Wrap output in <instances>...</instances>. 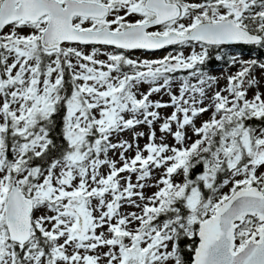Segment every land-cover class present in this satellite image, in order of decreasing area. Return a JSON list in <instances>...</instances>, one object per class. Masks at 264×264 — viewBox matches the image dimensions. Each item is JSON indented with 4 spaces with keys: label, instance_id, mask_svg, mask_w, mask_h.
<instances>
[{
    "label": "snow or ice",
    "instance_id": "1",
    "mask_svg": "<svg viewBox=\"0 0 264 264\" xmlns=\"http://www.w3.org/2000/svg\"><path fill=\"white\" fill-rule=\"evenodd\" d=\"M0 264H264V0H0Z\"/></svg>",
    "mask_w": 264,
    "mask_h": 264
},
{
    "label": "rangeland",
    "instance_id": "2",
    "mask_svg": "<svg viewBox=\"0 0 264 264\" xmlns=\"http://www.w3.org/2000/svg\"><path fill=\"white\" fill-rule=\"evenodd\" d=\"M160 54H162V53H158L157 55H160ZM135 55L139 56L141 54L140 53H136ZM244 57L247 58V56L245 54H244ZM145 58H148V57H145ZM152 58H155V57H152ZM221 86H223V78L222 77H221ZM141 143H143V141H141Z\"/></svg>",
    "mask_w": 264,
    "mask_h": 264
},
{
    "label": "trees",
    "instance_id": "3",
    "mask_svg": "<svg viewBox=\"0 0 264 264\" xmlns=\"http://www.w3.org/2000/svg\"><path fill=\"white\" fill-rule=\"evenodd\" d=\"M244 54H245L246 56L248 55V53H247V51H246V50H245Z\"/></svg>",
    "mask_w": 264,
    "mask_h": 264
}]
</instances>
